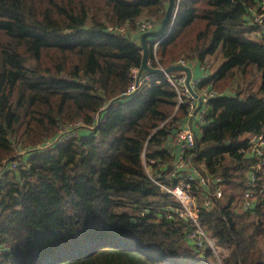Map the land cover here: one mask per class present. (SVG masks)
Here are the masks:
<instances>
[{"label": "trees", "instance_id": "16d2710c", "mask_svg": "<svg viewBox=\"0 0 264 264\" xmlns=\"http://www.w3.org/2000/svg\"><path fill=\"white\" fill-rule=\"evenodd\" d=\"M260 1L174 0L163 34L146 41L156 69L179 56L206 67L223 57L204 79L215 94L184 158L225 187L199 214L228 247L224 264H264V143L258 154L248 141L264 131ZM167 5L0 0V264H219L210 248L184 244L179 218L137 214L175 203L143 159L165 186L180 177H163L176 153L168 142L188 119L174 88L143 69L150 77L129 91L142 60L137 28L156 29ZM248 190L251 205L239 211L232 202Z\"/></svg>", "mask_w": 264, "mask_h": 264}, {"label": "built area", "instance_id": "2783aa9c", "mask_svg": "<svg viewBox=\"0 0 264 264\" xmlns=\"http://www.w3.org/2000/svg\"><path fill=\"white\" fill-rule=\"evenodd\" d=\"M260 10V14L264 15V2H262V6L259 8V10L255 11V14L259 13ZM254 20L259 24L264 23L260 20V15H254ZM151 26L152 23L146 20L140 23L137 30L143 32L149 30ZM159 41V39H156L152 46L154 54ZM187 63L188 62L183 58H179L174 64L179 66H188L190 68L189 64ZM147 64L150 65L149 60H147ZM158 68L162 70L161 76L165 80L169 81L170 85L175 90L176 107L183 105L188 118L186 120V125L179 128L174 137L175 145L177 146V157L181 159L183 158L184 151L186 149L193 148L195 146L196 134L193 129V122L195 121L196 125L197 122H204L208 109V100L215 94V91L212 88L203 87V76L191 77L190 73L189 77H187V72L184 68L175 69L172 71H165L163 67ZM133 70L136 72V76L134 83L129 86V91L135 89L139 84L143 83L150 77V73H147L139 75V77L137 78L138 69L134 68ZM248 141L253 150L261 152L262 148H260V145H263L264 143V131L258 134H251ZM20 152L21 150L17 153ZM18 164L19 162L17 161V159H14L10 161L9 166L11 168H15ZM176 175V171L172 168H169L168 172L165 173L163 177L169 180L174 179V176ZM207 177L209 176L198 175L196 177L198 180H200L202 186L205 188V194L208 195V197L203 202L204 208L212 207V200L221 196V183L217 181L213 182L211 180L212 189H210V187L206 185L204 181L208 180ZM194 179L195 177L191 173L188 176L184 177V179H180L178 183H175L171 186L161 187L170 195V197L174 199L175 203H167L162 207L155 209L141 207L139 208V212L142 216L149 215L155 218H171L176 217L175 215H177L185 221V238L187 241H190L197 247H208L213 252H215L218 249L219 244L213 239L212 236H210V234H208L206 229L203 227L199 217L201 209L197 205L194 196L189 192V188H191V181H195Z\"/></svg>", "mask_w": 264, "mask_h": 264}, {"label": "rangeland", "instance_id": "374dc122", "mask_svg": "<svg viewBox=\"0 0 264 264\" xmlns=\"http://www.w3.org/2000/svg\"><path fill=\"white\" fill-rule=\"evenodd\" d=\"M262 2H264V0H261L260 3H261V6H262ZM260 6V7H261ZM258 9L256 8L254 11H257ZM261 13V10L259 11V13H256L255 16H259L260 15V20L264 22V15L263 14H260ZM250 36L252 38H254V36L260 38L262 37L260 31H256L254 30ZM216 57V58H215ZM215 57H210V60H209V63L212 62L211 64V69L212 71L214 72L215 69H217V67L219 66V64L221 63V61L223 60V57L218 53ZM179 58H183V56H179ZM218 58V59H217ZM177 59V60H178ZM217 59V60H216ZM185 60V59H184ZM195 60H189V63L193 62ZM235 89V87H234ZM244 95V94H243ZM193 129L194 131L196 132L195 130V127L197 126L196 125V122L194 121L193 122ZM245 136V135H244ZM175 143V140L173 141ZM250 148H252L250 146ZM21 153H22V150H21ZM262 152H259L258 154H261ZM185 156V155H184ZM178 158V157H175L174 161L171 163V164H167L169 168H172L176 171V173H178V176H180L179 178H177L176 180H178L176 183H178L180 181V179H184V177L188 176L190 173H193V172H196L197 174H200V175H205L203 172H202V169H203V166L201 165L199 169L197 168H194L193 166H190V165H186V161H185V158ZM258 158H259V161L257 162V166H260L263 162H264V155L260 156L258 155ZM147 159H143V163H144V168L146 169L147 171V174L152 178V180L154 181L155 184H157L158 186L160 187H163L165 186L158 178V176L156 175V173H154V167H150L147 163ZM152 162L154 163L155 160L152 159ZM24 165V164H23ZM159 167L158 168H164V164L163 162L161 163H158ZM1 165H0V173H1ZM208 180H204L205 181V184L208 185L210 187V189H212V183H211V179L210 177H207ZM195 189H192V188H189V192L194 196L195 198V201L197 203V205L200 207V209L202 210L204 208V205H203V202L204 200L208 197L207 194H205V188L202 186L200 180H198L196 177H195ZM168 181L172 182L173 179H169ZM190 184V182H189ZM221 188V196L216 198V199H213L212 200V205L215 206L216 204V200H224V196H222L223 194V191H224V185L221 184L220 186ZM227 192V190H226ZM228 192H229V189H228ZM252 190H248L246 192H244V195L243 196H235L234 200H233V205L236 204L237 205V208L239 211H241L242 208H247L249 207V205H251V194H252ZM207 209V208H206ZM137 214H139L140 216H142L140 214V212L137 210ZM177 218H179L181 220V222H185L183 219H181L180 217H178L177 215H175ZM203 225V224H202ZM204 227V225H203ZM183 242L184 244L186 245L187 244H190V241H187L186 238H185V230H186V227L183 225ZM205 228V227H204ZM206 229V228H205ZM207 231V230H206ZM208 232V231H207ZM208 234H210L208 232ZM211 236V235H210ZM214 239V238H213ZM215 240V239H214ZM262 240V239H261ZM191 246L193 247H197L195 245L190 244ZM198 248L200 249H204V248H208V247H199ZM229 252V249L226 245H218V249L213 252L211 250V254L208 255V258L210 261L212 262H216V263H219V264H224L223 263V258L228 254Z\"/></svg>", "mask_w": 264, "mask_h": 264}, {"label": "water", "instance_id": "95a60500", "mask_svg": "<svg viewBox=\"0 0 264 264\" xmlns=\"http://www.w3.org/2000/svg\"><path fill=\"white\" fill-rule=\"evenodd\" d=\"M173 5H174V0H168L167 9L164 13V16L162 17V19L160 21L159 26L156 29L147 30V31H144L140 34L139 46L142 49V60H141V66H140L138 73H137V78L139 77V75L143 69L147 70V71H151V72H155V71L161 72L162 71L160 69L152 68L147 64L148 46H147L146 41L148 38H156V37L163 34L164 30L167 27L166 25L170 19V15L172 13ZM181 68L186 69L187 77H189L190 68L188 66L172 65V66H169L168 68H166L165 71H171L174 69H181Z\"/></svg>", "mask_w": 264, "mask_h": 264}, {"label": "crops", "instance_id": "0c3cea01", "mask_svg": "<svg viewBox=\"0 0 264 264\" xmlns=\"http://www.w3.org/2000/svg\"><path fill=\"white\" fill-rule=\"evenodd\" d=\"M189 64L190 66V73H191V77H197V76H203V81H202V84H203V87H206V88H211L210 87V82H207V83H204V79L205 77H207L209 74L213 73L211 67H206L205 68L202 66V64H200L199 62L197 61H193L191 63H187ZM200 123L197 122V125H199ZM198 130L196 131V135L199 136L198 134ZM174 141V140H173ZM173 141H169L168 142V147L169 148H176V153H175V157H177V146L175 145V143ZM191 174V173H190ZM192 175L194 177H197L198 175L200 174H197L196 172H193ZM207 193V192H206ZM152 218H155V217H152ZM191 243V242H190ZM192 244V243H191Z\"/></svg>", "mask_w": 264, "mask_h": 264}]
</instances>
